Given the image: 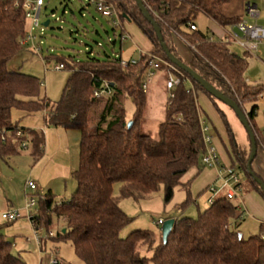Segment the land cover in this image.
Instances as JSON below:
<instances>
[{"label":"trees","instance_id":"1","mask_svg":"<svg viewBox=\"0 0 264 264\" xmlns=\"http://www.w3.org/2000/svg\"><path fill=\"white\" fill-rule=\"evenodd\" d=\"M143 2L159 25L169 51L246 113L259 149L261 141L255 118L258 97L264 92V86L246 82L248 54L232 52L228 43L202 32L196 23L199 17L205 16L225 28L238 26L241 18L227 19L223 15L224 6L231 0ZM111 4L121 26L125 22L136 25L153 51L142 55L134 65L128 61L127 67L121 66L120 58L57 57L56 66H63L68 79L60 100L53 104L42 96V81L38 77L9 70V63L23 51V41L30 31L22 0H0V160L10 159L22 151H30L37 161L46 155L45 133L13 122L15 110L21 112L22 118L44 113L46 126L77 129L81 133L79 166L72 173L77 188L70 199L59 202L52 192L37 195L38 211L30 219L34 229L44 227L50 233L51 215L55 214L65 226L53 240L70 241L76 255L86 264H264V223L260 224L258 236L244 239L239 232L245 216L242 206L226 195H213V203L196 218H177L167 243L143 230L121 237L133 218L124 212L114 196L115 183L122 184V197L137 201L164 187V202L168 204L191 169L206 168L202 164L206 152L202 120L210 126L213 138L217 130L203 117L198 102L200 93L213 103L222 120L230 167L237 169L250 189L263 200L264 193L248 171L251 153L248 133L249 149H245L238 143L226 112L219 106L223 103L178 68L183 79L168 90L165 120L159 126L157 138L143 133L147 108L143 85L150 62L153 56L170 62L152 24L144 18L135 0H112ZM191 26L195 30H191ZM176 38L189 47L190 61L179 55ZM50 61L47 59V63ZM96 93L98 98H95ZM127 98L136 108L130 129L124 108ZM93 119L94 127L91 126ZM24 141H27L26 148L22 147ZM184 190L186 198L178 205L182 211L194 202L189 185H184ZM25 191L26 201L34 197L26 190V185ZM141 249L145 250L143 255ZM0 264H25L13 253V243L2 234Z\"/></svg>","mask_w":264,"mask_h":264},{"label":"rangeland","instance_id":"2","mask_svg":"<svg viewBox=\"0 0 264 264\" xmlns=\"http://www.w3.org/2000/svg\"><path fill=\"white\" fill-rule=\"evenodd\" d=\"M44 1L45 7L39 20L40 27L33 31L34 43L40 49L39 54L33 50L30 43L31 45L24 48L8 67L12 72L20 71L38 77L42 81V96H46L53 104L60 100L68 79L66 70L55 69L57 57L73 56L77 60H85L88 57L101 60L106 58L139 60L141 58L140 48L137 47L143 46L141 42H146V39L136 25L128 27L127 30L131 35L126 34L122 27L115 28L112 21L99 13L95 5L90 4L88 0ZM47 21L50 22L49 26L43 27L42 25ZM27 22L30 31V21ZM196 23L199 30L207 32L208 22L204 17H199ZM47 59L51 60L50 63H47ZM164 75L162 69L157 70L153 83L149 85L147 91V108L142 131L152 138H157L159 126L165 120L168 92ZM219 106L226 112L238 143L242 148L249 149L247 132L235 113L223 104ZM200 107L214 120L215 115L212 113L211 106L200 102ZM124 108L129 123L134 119L136 112L130 98L125 99ZM21 116V112L13 111V122L45 133L46 155L37 161L30 155V151H22L19 155L0 162H3L12 174L9 175L11 178L7 175L8 178H4L6 182L11 181L6 186H8L9 194L11 193L12 209L25 212L27 203L25 183L31 180L37 186V190L31 192L37 202V208L33 210V214H36L39 206L38 196H45L48 192H52L56 201L59 202L70 199L75 192L77 183L72 173L79 166L81 133L77 129L46 126L44 113L25 118ZM95 123L93 119L91 126L94 127ZM213 123L215 129L219 131L218 125L214 121ZM216 136L218 137L217 133ZM221 137L224 139L223 135ZM121 187V183H115L114 196L124 212L133 218L132 223L122 231L123 238L134 231L143 230L153 233L157 240H160L162 226L158 225L159 220L166 222L174 217L196 218L199 212L205 211L210 206L205 193L182 211L178 205L185 199L186 192L180 187L175 190L174 198L168 204L164 202V187L150 197L139 201L122 197ZM248 187L247 181L244 180V188L248 189ZM244 192L247 193V190ZM260 200L263 204L260 209L264 214V200ZM246 201L251 215L244 216L239 232L244 239H249L260 234L261 221L256 217L257 213L253 214L255 211L252 209L250 200ZM51 220L50 232L53 233L51 238L48 237V231L44 227L35 231L28 218L0 226V234L13 243V253L25 264H52L55 258H58L62 264H86L76 255L70 241L53 240L57 233L64 229L65 223L55 214L51 215ZM20 226L24 228L19 229ZM35 232L41 236L42 240H46V243L43 241L39 244L35 238ZM144 252L145 250L141 252L142 255Z\"/></svg>","mask_w":264,"mask_h":264},{"label":"crops","instance_id":"3","mask_svg":"<svg viewBox=\"0 0 264 264\" xmlns=\"http://www.w3.org/2000/svg\"><path fill=\"white\" fill-rule=\"evenodd\" d=\"M227 7H230V8L227 10ZM223 15L227 19L241 18L242 22H245L248 25L257 26V27H261L264 29V0H254V1L231 0L229 4L224 6ZM201 17H204L207 20L208 22L207 32L215 40L226 42L228 33H239L237 26L225 28V27L218 25L217 23H215L214 21H212L211 19L205 16H201ZM130 25H134V24L131 22H125L124 25L121 26L123 31L128 35H131V33L128 32L127 30ZM141 43L143 44V46L140 45V47H137V48H140L141 56L144 54H148V53L150 54L153 51V47L147 39H146V42L143 41ZM175 44H176V48H177L179 55L185 61H190L191 52H190L189 47L180 38L175 39ZM228 44L232 52L236 54H240V55L243 53H247L249 56V65H248L247 72L245 74L246 82L253 86H257V85L264 86V39L258 42L257 50L252 53H248L243 48L233 43H228ZM29 45H31L30 42L24 43L23 49L27 48V46ZM121 59L125 61H138V60H134L133 58H130V59L121 58ZM164 78H165V75H164ZM198 102H199V105H200V102H203L209 105V107L211 106L212 108V113L215 115L213 117L214 120L211 119L205 111H203V117L205 119H209L211 123H213L214 121L215 124L218 125L219 131L216 129L218 137L215 134L214 144L220 156V164H221L220 166L221 168L230 167L231 165L230 156L226 149L227 136H226V132H225L222 120L217 114L213 106V103L207 98V96L200 93ZM257 105H258V110L256 113L255 124H256V130L258 132L261 142H260V147L258 149L257 157L255 158L253 162V170L264 182V96L258 97ZM247 109H250V105L247 106ZM25 128L32 129L28 126H25ZM221 135H223L224 139L221 137ZM219 170L220 169L218 168H203L202 170H199L198 168L195 167L191 169L182 178L181 180L182 185L180 189L184 190V185H189L194 202H196L197 198H199L200 196L206 193L207 203H208L210 199L213 198V195H214L211 191L212 189H217L219 191L218 195L216 196H221V195L225 196L226 190L223 188V183L219 178ZM10 173L11 172L8 171L7 167L4 166L2 162L0 164V226L7 224V222L2 220L1 218L2 214L5 213L6 211L13 210L12 209L13 205L10 200L11 193L9 194L8 186H6V184H10L11 181L6 182V180L4 179L7 176L10 177L9 175H12ZM239 177L241 181L242 192H241L240 198H238L237 200L240 202L242 206V210L244 211V214L251 215V212L249 210V205H247V201H246V200H250L252 204V209L255 211L253 214L257 213L256 217L258 218V220L261 221V223H264V214L260 209L263 205L260 202L261 201L260 199L262 198L256 192L252 191L249 185H248L249 186L248 189L244 188V180H242L241 176ZM244 190L245 191L247 190V193L244 192ZM245 193H246V197L243 196ZM177 218L178 217H174L172 219L176 220ZM21 228H24V227L20 226L19 229Z\"/></svg>","mask_w":264,"mask_h":264},{"label":"built area","instance_id":"4","mask_svg":"<svg viewBox=\"0 0 264 264\" xmlns=\"http://www.w3.org/2000/svg\"><path fill=\"white\" fill-rule=\"evenodd\" d=\"M90 4H94L96 10L101 13L104 17L109 18L115 28L121 27V21L119 15L117 14L116 10L114 9L113 5L109 0H88ZM22 6L25 11V16L28 21H30V32L29 36L26 40L23 41L24 43H32L33 50L39 54L40 49L34 43L35 36L33 31L35 28L40 27V16L42 11L45 7L44 0H22ZM239 33H228L226 38V43H233L235 45L240 46L248 53H252L257 50V45L259 41L264 39V29L257 26L248 25L245 22L240 23L237 26ZM191 30H195L194 26H191ZM134 65L136 61H131ZM121 66L127 67L128 61L121 60ZM56 70H62L63 66H56ZM163 70L167 77H166V88L167 90H171L176 85L181 83L183 76L179 73L177 68L168 63L164 62L163 60L153 56L152 61L150 62V68L148 74L146 76L145 83L143 85V91L147 93L149 85L153 83V79L155 76V72L157 70ZM264 93L260 94L259 97H263ZM98 94H95V98H98ZM201 129L204 137V143L206 146V152L202 158V164L206 168H218L219 170V178L223 183V188L226 190V196L229 200H237L240 198L241 195V181L240 175L238 174L237 170L233 167L221 168L220 164V156L218 150L214 144V138L212 136V131L210 126L202 120ZM20 136V134L18 135ZM27 141H24L22 144L23 148H26ZM26 190L30 192H34L37 190V186L31 180L26 181ZM214 195H218L219 191L217 189L211 190ZM209 203H213V199H210ZM37 202L35 197L30 196L27 198L25 212L19 211H9L2 214V219L8 223H13L21 220L22 218H28L29 221L33 217V210L36 209ZM32 224V223H31ZM164 222L159 220L158 225L163 226ZM38 231V230H35ZM53 233H48V237H52ZM35 238L39 244L43 243L41 236L35 232ZM52 264H62V262L55 258L52 260Z\"/></svg>","mask_w":264,"mask_h":264},{"label":"water","instance_id":"5","mask_svg":"<svg viewBox=\"0 0 264 264\" xmlns=\"http://www.w3.org/2000/svg\"><path fill=\"white\" fill-rule=\"evenodd\" d=\"M135 1H136V4H137L140 12L144 16V18L149 23L152 24V26L156 32V35H157L159 41L161 42L162 48H163L169 62L172 65H174L176 68H178V69L184 71L186 74H188L196 83H198L212 97H214L215 99H217L218 101H220L221 103L226 105L228 108L233 110V112L237 116L239 122L243 125L246 132L248 133V135L250 137V141H251V153H250V157H249V161H248V171H249L251 177L259 184V186L261 187V189L263 190V193H264V182L261 179H259L252 170V164H253V162H254L255 158L257 157V154H258V147H257V141H256V136H255L254 130L250 125V122L248 120L246 113L241 110V108L239 107V105L237 103H235L233 100L229 99L224 94L219 92L213 85H211L210 83L205 81L191 67H189L188 65L183 63L181 60H179L175 55H173L169 51L167 46L164 44L162 32H161L159 25L154 21L151 14L146 9L143 0H135ZM49 24H50V22L47 21L42 26L48 27ZM132 125H133V122H129V124H128L129 129L132 127ZM174 225H175V219H170V220H167L166 222H164V224L162 226V239H163L164 243H167L168 238L170 236V233L173 230Z\"/></svg>","mask_w":264,"mask_h":264}]
</instances>
